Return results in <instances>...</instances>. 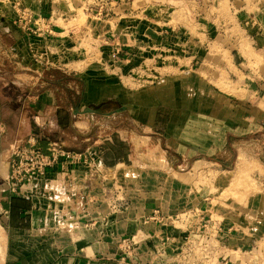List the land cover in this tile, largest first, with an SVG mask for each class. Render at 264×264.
Returning a JSON list of instances; mask_svg holds the SVG:
<instances>
[{
  "label": "crops",
  "instance_id": "obj_1",
  "mask_svg": "<svg viewBox=\"0 0 264 264\" xmlns=\"http://www.w3.org/2000/svg\"><path fill=\"white\" fill-rule=\"evenodd\" d=\"M21 3L50 19L51 32L24 37L12 23L15 3L0 6V184L13 148L29 136L42 150L54 142L81 160L55 165L18 195L0 194V264H259L264 215L247 214L239 226L215 220L222 225L216 252H189L186 242L199 234L203 216L188 215L184 201L199 189L200 170L227 172L243 159L262 169L264 192V163L232 143L264 123V76L247 68L237 50L229 51V63L213 64L221 80L241 91L236 97L209 87L213 102L233 109V130L228 115L186 140L171 130L176 116L157 115L160 107L175 112L190 90L211 83L197 75L211 53L198 42H213L221 28L214 0H109L102 16L87 12L92 0L72 2L102 21L94 40L86 31L60 36L57 0ZM223 24L238 30L222 38L248 37L242 23ZM156 122L167 125L158 130ZM117 147L125 152L116 154ZM155 155L153 165L144 162ZM122 166L133 179L126 190H112L107 174Z\"/></svg>",
  "mask_w": 264,
  "mask_h": 264
},
{
  "label": "rangeland",
  "instance_id": "obj_2",
  "mask_svg": "<svg viewBox=\"0 0 264 264\" xmlns=\"http://www.w3.org/2000/svg\"><path fill=\"white\" fill-rule=\"evenodd\" d=\"M21 1L22 0H0V6L4 5V3L22 4ZM57 1L59 2L60 12H58L54 24L56 26L55 28L63 30L64 34L60 36L66 35L68 37V33H70L73 38H80L82 31H86L88 34L87 38L93 40L94 38L97 39L98 32L103 30L102 21L98 17L85 14L79 5L75 7L72 2L78 4L79 0ZM214 2L215 10L220 16L219 23L221 26L219 27L221 28H218L217 32H215L216 38L213 42L207 43V38H200L198 42L202 52L206 53L207 49L211 52L208 58L206 56H204L206 58H201L199 62L201 68L197 71V75L202 79H210V85L207 89H204L201 85L195 86L189 91L183 105L180 108H176L175 112L173 111L174 109L165 107H160L159 112H157L158 118L161 119L172 115L176 116V119L170 124L173 126L171 130L174 133L181 131L184 138H186V136L190 138L193 133L196 135L197 132L205 133L207 129H212L210 127L214 126L215 120H226L228 115L230 116L229 119L233 120L229 122L227 127L229 126L228 128L233 130L234 126H236L233 109L216 100L213 102L210 96L211 89L209 87L214 84L216 88L226 93L233 94L236 97L241 96V91H236L221 80L220 78L225 77L217 76L218 69L213 71V64L229 63L230 52L232 50H237L248 62L246 65L247 68L255 69L254 71H256L257 75L260 77L264 76V0H214ZM69 3L72 4L71 11H69L70 8L67 6ZM224 20L225 24L229 25L238 22L242 23V29H246L248 37L222 38L223 35L225 36L228 32L231 35H235V32L238 30L233 26H231V28L230 26L229 28L223 27ZM42 29H45V26L42 27ZM40 34H42V32H36L34 35L26 38H42V36H39ZM56 38L60 37L58 36ZM211 39L212 38H209V40ZM84 43L81 47L82 51L87 50V43ZM89 52L90 49H88V53ZM212 73H214L213 79ZM222 74L225 73L222 72ZM231 99H233V97ZM164 125L166 127L167 124L156 122L155 127L160 130L159 128H163ZM246 126L244 130H251L250 128L252 125L247 124ZM134 128L136 130L142 129L138 125H135ZM193 130L194 132L192 133ZM236 132L241 133L242 129L241 131L236 130ZM255 132L256 134H248L246 140L242 139L239 141L234 139L232 143L236 148L241 145L240 147L243 149V154L246 153L255 159H260L264 163V123L259 125ZM203 135V133H199L196 136ZM188 138H186V140H188ZM183 144L186 146L185 141H183ZM124 152L125 150H120L118 147L115 148L116 154H122ZM196 156L200 157V155H195L193 158ZM157 158V155L151 156L145 159L144 162L147 164L150 162L152 163L151 165H153L158 161ZM106 160L111 161L109 157H106ZM251 165H254V167L257 166L250 160H241V163L236 167L238 170L239 168L243 169L245 171L242 170L244 173L238 171L236 167L230 168L231 170L227 172L211 171L209 169L200 170L198 175L200 184L199 189L195 190L196 188H194L193 194L190 193L191 196L188 195L185 197L184 205L186 204L187 208L185 212L189 213L188 215L196 213L202 215L204 218L208 217L213 220L229 221L238 226L239 219H242L247 214L252 218L255 212H259L258 215H264V192L260 187L261 180L258 175L259 171L262 169L259 168L258 171L257 167L253 169ZM252 169L253 171H251ZM237 171L241 172V174ZM107 175L109 176L106 177V179L115 180V186L112 190L121 189L122 191V188L125 189L128 185V181L133 179L132 172H130L128 166L115 168L109 171ZM120 175L121 177H119ZM257 243L261 248L258 252L260 258L259 264H264V236L258 237ZM235 256L238 258V255Z\"/></svg>",
  "mask_w": 264,
  "mask_h": 264
},
{
  "label": "built area",
  "instance_id": "obj_3",
  "mask_svg": "<svg viewBox=\"0 0 264 264\" xmlns=\"http://www.w3.org/2000/svg\"><path fill=\"white\" fill-rule=\"evenodd\" d=\"M108 1L92 0L86 10L90 14L102 16ZM11 10L13 13L12 23L24 37H30L36 32L50 34V19L35 14L18 3L11 5ZM44 26L45 29H42ZM80 160L81 154L66 150L54 142H49L46 149L42 150L38 145V139L35 136H29L24 145L13 148L8 162L9 171L0 184V194L18 195L24 188H29L37 181L42 180L55 165L75 163ZM70 191L74 192V187H71ZM197 228L199 234H195L186 242V249L189 252L196 249L201 254H208L212 250L216 252V248L220 245L219 232L222 231V225L211 218L200 217ZM122 242L127 243V246L131 244L126 239Z\"/></svg>",
  "mask_w": 264,
  "mask_h": 264
},
{
  "label": "bare ground",
  "instance_id": "obj_4",
  "mask_svg": "<svg viewBox=\"0 0 264 264\" xmlns=\"http://www.w3.org/2000/svg\"><path fill=\"white\" fill-rule=\"evenodd\" d=\"M256 165H257V163H256ZM252 166H253V167H252ZM237 167H238V165H237ZM237 167H236V168H237ZM249 167H250V166H249ZM251 167H252L253 169L256 168V167L258 168V166L254 167V165H251ZM251 167H250V168H251ZM246 169H247V168H246ZM246 169H245V170H246ZM253 169H252L251 171H253ZM237 170H238V168H237ZM242 170H243V169L239 168L238 171H242ZM247 170H250V169H247ZM238 171H237V172H238ZM243 171H244V170H243ZM243 171H242V172H243ZM244 172H245V171H244ZM244 172H243V173H244ZM238 173L241 174V172H238Z\"/></svg>",
  "mask_w": 264,
  "mask_h": 264
},
{
  "label": "trees",
  "instance_id": "obj_5",
  "mask_svg": "<svg viewBox=\"0 0 264 264\" xmlns=\"http://www.w3.org/2000/svg\"><path fill=\"white\" fill-rule=\"evenodd\" d=\"M62 76H65V75H62ZM61 78V76H59ZM67 77V76H66ZM74 77L73 76H68L67 79H73Z\"/></svg>",
  "mask_w": 264,
  "mask_h": 264
}]
</instances>
